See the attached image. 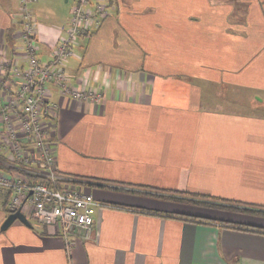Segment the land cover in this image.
<instances>
[{
  "label": "crops",
  "instance_id": "0c3cea01",
  "mask_svg": "<svg viewBox=\"0 0 264 264\" xmlns=\"http://www.w3.org/2000/svg\"><path fill=\"white\" fill-rule=\"evenodd\" d=\"M106 1L66 65L102 101L50 99L57 171L101 205L92 237L67 245L33 216L3 231L5 205L0 264H264V0ZM77 2L33 3L42 62ZM22 30L21 0H0V60L26 65ZM0 158L1 175L34 170Z\"/></svg>",
  "mask_w": 264,
  "mask_h": 264
},
{
  "label": "built area",
  "instance_id": "2783aa9c",
  "mask_svg": "<svg viewBox=\"0 0 264 264\" xmlns=\"http://www.w3.org/2000/svg\"><path fill=\"white\" fill-rule=\"evenodd\" d=\"M37 0H21L22 31L18 35L26 65L0 60V70L9 76L3 82L0 96V136L4 145L0 152L34 170L25 173L41 176L53 184L30 182L25 175H0V189L11 192L8 204L12 213L21 211L27 218L35 217L38 224L55 227L67 245L77 232L86 239L92 237L96 211L101 205L82 187L59 184L70 180L57 171L52 152L51 135L55 131L58 104L52 102V88L63 96L80 101L99 103L102 94L75 89L66 73L68 60L75 57V46L94 27H100L108 15L106 0H79L71 12L65 35L52 51L48 62L39 58L36 25L30 5ZM31 208L30 215L24 208Z\"/></svg>",
  "mask_w": 264,
  "mask_h": 264
},
{
  "label": "trees",
  "instance_id": "16d2710c",
  "mask_svg": "<svg viewBox=\"0 0 264 264\" xmlns=\"http://www.w3.org/2000/svg\"><path fill=\"white\" fill-rule=\"evenodd\" d=\"M0 161H1V158H0ZM0 164H1V162H0ZM25 177L30 181V182H39V183H44V184H47V185H50V187H53V184L51 183V181H49L48 179H46V178H43V177H41V176H38V175H34V174H30V173H25ZM70 184V185H73V186H77V187H82V186H85L86 185V183L83 181V180H79V179H76V178H70V180L68 179V180H66V181H59V184H61V186L63 185V184ZM90 183V182H89ZM0 194H3V192L2 191H0ZM159 194H161L163 197H165V198H169V199H171V200H177V201H180V200H178V198L177 197H174L173 196V193H167V192H161V193H159ZM6 198H7V202H5V204H4V206H5V208H6V210H7V205L9 204V199L11 198V192L10 191H8L7 193H6ZM214 202H217V203H225V205H227L226 204V202L227 201H222V200H217V201H214ZM250 208H245L243 211H246V212H248V211H250L249 210ZM9 210V209H8ZM8 213H12V212H10V210L8 211ZM254 213V212H253ZM10 215V214H9Z\"/></svg>",
  "mask_w": 264,
  "mask_h": 264
},
{
  "label": "water",
  "instance_id": "95a60500",
  "mask_svg": "<svg viewBox=\"0 0 264 264\" xmlns=\"http://www.w3.org/2000/svg\"><path fill=\"white\" fill-rule=\"evenodd\" d=\"M16 221H20L26 226L32 227L30 224L28 218L23 214L21 211H17L15 213H11L3 223L1 229L3 231L7 230L12 224H14Z\"/></svg>",
  "mask_w": 264,
  "mask_h": 264
},
{
  "label": "rangeland",
  "instance_id": "374dc122",
  "mask_svg": "<svg viewBox=\"0 0 264 264\" xmlns=\"http://www.w3.org/2000/svg\"><path fill=\"white\" fill-rule=\"evenodd\" d=\"M75 0H71V3H73ZM79 1V0H78ZM69 2H70V0H69ZM32 5L33 4H31L30 5V9H32ZM255 100H257V101H261L262 100V96H261V94L260 95H256L255 97ZM250 100H251V98H250ZM3 161V159H1V164L3 163L2 162ZM4 162H6V161H4ZM3 165V164H2ZM4 166V165H3ZM1 175V174H0ZM3 176V175H2ZM153 192H155V193H161V192H156V191H153ZM5 202H6V199L5 198H3L1 201H0V211H4V204H5ZM30 210H31V208L30 207H28V206H26L25 208H24V212L25 213H27V215H30Z\"/></svg>",
  "mask_w": 264,
  "mask_h": 264
}]
</instances>
